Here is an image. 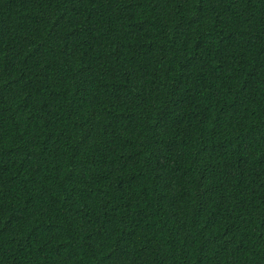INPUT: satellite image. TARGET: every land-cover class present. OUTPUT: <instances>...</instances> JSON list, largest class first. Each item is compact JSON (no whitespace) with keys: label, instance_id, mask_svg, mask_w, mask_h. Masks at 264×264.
<instances>
[{"label":"trees","instance_id":"16d2710c","mask_svg":"<svg viewBox=\"0 0 264 264\" xmlns=\"http://www.w3.org/2000/svg\"><path fill=\"white\" fill-rule=\"evenodd\" d=\"M0 264H264V0H0Z\"/></svg>","mask_w":264,"mask_h":264}]
</instances>
